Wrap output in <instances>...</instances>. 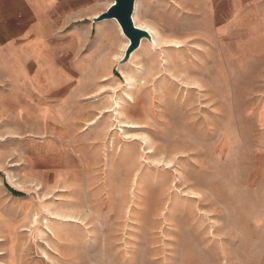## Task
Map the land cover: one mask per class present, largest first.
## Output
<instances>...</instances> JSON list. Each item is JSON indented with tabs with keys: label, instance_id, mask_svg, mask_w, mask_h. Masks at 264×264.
Here are the masks:
<instances>
[{
	"label": "rangeland",
	"instance_id": "374dc122",
	"mask_svg": "<svg viewBox=\"0 0 264 264\" xmlns=\"http://www.w3.org/2000/svg\"><path fill=\"white\" fill-rule=\"evenodd\" d=\"M209 1L137 0L155 41L40 101L0 56V264H264V0Z\"/></svg>",
	"mask_w": 264,
	"mask_h": 264
},
{
	"label": "crops",
	"instance_id": "0c3cea01",
	"mask_svg": "<svg viewBox=\"0 0 264 264\" xmlns=\"http://www.w3.org/2000/svg\"><path fill=\"white\" fill-rule=\"evenodd\" d=\"M254 1L242 0V6ZM108 3L109 0H0V56L5 57L11 50L28 77L56 79L49 89L40 91L38 101L45 94L74 92L72 79L79 83L102 75L103 47L113 37H119L113 20L93 22ZM91 38L94 49L88 54ZM89 60L95 63L93 69H88ZM28 62L35 64L33 73L26 69Z\"/></svg>",
	"mask_w": 264,
	"mask_h": 264
},
{
	"label": "water",
	"instance_id": "95a60500",
	"mask_svg": "<svg viewBox=\"0 0 264 264\" xmlns=\"http://www.w3.org/2000/svg\"><path fill=\"white\" fill-rule=\"evenodd\" d=\"M135 1L136 0H121V7L118 10L121 19L124 21L123 28L127 30V34H125L124 32H122V34L127 40L130 36L132 40L135 41V46L131 47V50H129V43L127 44L124 50V55L122 59L117 62V66L128 61L131 54L140 46L142 38L151 40L150 34L145 29L137 27L133 22L132 14L134 12ZM129 17L132 21L131 26L129 25ZM102 20H114L113 17L109 15L108 8L100 13L97 17L93 18V22H99ZM119 27L121 29V25H119Z\"/></svg>",
	"mask_w": 264,
	"mask_h": 264
},
{
	"label": "bare ground",
	"instance_id": "6f19581e",
	"mask_svg": "<svg viewBox=\"0 0 264 264\" xmlns=\"http://www.w3.org/2000/svg\"><path fill=\"white\" fill-rule=\"evenodd\" d=\"M212 1L213 0H210L209 1V7H210V5H211V3H212ZM136 3H137V0L135 1V5H136ZM135 13H136V11H134ZM207 15H209V16H207ZM206 23H207V25H206V32L208 33V32H212L213 31V28H214V25H212V21L211 20H214V17H216V12H214V11H212V10H208V13L206 14ZM132 19H133V22H134V24L137 26V27H140V28H142V29H145L149 34H150V37H151V40L154 42L155 40H154V37H156V35L158 36V32L156 31V30H154L153 29V27H151V26H148V25H142V24H138L137 23V21H136V19H135V17L133 16L132 17ZM114 21V20H113ZM116 25V29H117V31H118V33H119V35L121 36V37H123L124 38V36H123V34H122V31H121V29H120V27H119V25L118 24H115ZM152 37H153V39H152ZM208 38H210V40L211 41H213V38H212V36H210V37H208ZM170 42H172V43H174V44H177L178 45V43H180L178 40H176V39H172V40H170ZM127 44H128V40L126 41V42H124V45L121 47V48H123L121 51H122V53H124V49L126 48V46H127ZM153 45V44H152ZM154 45H155V43H154ZM158 45V44H157ZM181 45V44H180ZM141 46V45H140ZM125 47V48H124ZM222 48V47H221ZM222 50H224V49H222ZM216 56V55H215ZM205 65H207V64H205ZM200 68V67H199ZM199 71V70H198ZM201 71V70H200ZM211 71H212V69H211ZM211 71H210V73H211ZM209 73V74H210ZM123 76L125 77V79H126V81L129 83L130 82V79L128 78V76L127 75H124L123 74ZM208 76V75H207ZM209 78V77H208ZM195 81V80H194ZM196 83H197V81H196ZM210 84H211V81H210ZM215 87V86H214ZM212 88H213V86H212ZM216 91H217V89H216ZM212 92V91H211ZM162 149V148H161ZM164 149V148H163ZM157 166V165H156ZM227 176V175H226ZM223 178V177H222ZM159 181V180H158ZM182 181V180H181ZM210 182V181H209ZM199 183V182H198ZM201 184H202V182H201ZM161 186V185H160ZM178 186V185H177ZM199 195V194H198ZM192 196V195H191ZM206 200V199H205ZM241 210V209H240ZM186 221V220H185ZM190 221V220H189ZM187 224H189V223H187ZM186 223H185V225H187ZM191 225V224H190Z\"/></svg>",
	"mask_w": 264,
	"mask_h": 264
},
{
	"label": "snow or ice",
	"instance_id": "6c2138e0",
	"mask_svg": "<svg viewBox=\"0 0 264 264\" xmlns=\"http://www.w3.org/2000/svg\"><path fill=\"white\" fill-rule=\"evenodd\" d=\"M121 7V0H109L108 3V10H109V15L113 17L114 23L121 25V31L127 34V30L123 28V23L124 21L121 19L118 10ZM129 25H132V21L129 17ZM129 50H131V47L135 46V41L132 40V38L129 36ZM71 219V218H69Z\"/></svg>",
	"mask_w": 264,
	"mask_h": 264
},
{
	"label": "trees",
	"instance_id": "16d2710c",
	"mask_svg": "<svg viewBox=\"0 0 264 264\" xmlns=\"http://www.w3.org/2000/svg\"><path fill=\"white\" fill-rule=\"evenodd\" d=\"M12 190V189H11ZM12 193L14 194V195H20L21 193H19V192H17V191H14V190H12Z\"/></svg>",
	"mask_w": 264,
	"mask_h": 264
}]
</instances>
